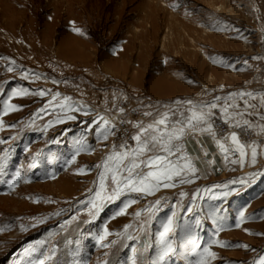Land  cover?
I'll list each match as a JSON object with an SVG mask.
<instances>
[{"label": "rangeland", "instance_id": "1", "mask_svg": "<svg viewBox=\"0 0 264 264\" xmlns=\"http://www.w3.org/2000/svg\"><path fill=\"white\" fill-rule=\"evenodd\" d=\"M263 67L264 0H0V264H197L204 248L208 264H256L264 179L243 191L253 177L196 171L109 200L99 176L122 152L109 135L121 101L177 120L219 100L224 75ZM161 89L205 96L149 109Z\"/></svg>", "mask_w": 264, "mask_h": 264}, {"label": "snow or ice", "instance_id": "2", "mask_svg": "<svg viewBox=\"0 0 264 264\" xmlns=\"http://www.w3.org/2000/svg\"><path fill=\"white\" fill-rule=\"evenodd\" d=\"M76 31H79L78 29ZM11 70V69H9ZM43 95V93H40ZM16 95V94H14ZM237 94H231L229 99ZM239 95L251 96L252 93H240ZM65 101L70 100L69 97L64 98ZM176 104L182 103L176 101ZM191 103V102H187ZM66 106L69 111L72 110V105ZM262 106H264V98H262ZM13 110H19L12 106ZM211 109H215L217 105L212 103L209 105ZM5 113L9 111V106L6 105L4 109ZM120 111H123L122 109ZM227 115V106L224 109ZM145 115H151V113H145ZM210 112H204L203 109L199 113L191 111L190 115H183L177 120H170L167 113L161 114V116L155 119L147 126L137 125L139 132L133 136L132 139L136 142L134 148L130 151L113 152L106 158L103 165L104 171L99 176L100 188L102 192H107L106 185L110 181L113 186V191L107 196L109 200L118 198L126 190L131 192H143L145 194H153L156 189L163 186L174 187L173 183L175 178H179L180 183L190 182L187 175L182 173H189L194 175L197 171L196 167L191 163L190 159L181 155L178 159H171L176 153H182L184 145L181 143L183 137L187 132L199 131L201 133L209 132L215 139V131L212 123L209 122ZM73 118V117H70ZM264 118V117H262ZM103 120V117H101ZM107 124V121H104ZM227 123L228 120H225ZM247 123V122H245ZM206 125V127H205ZM230 140L234 149L225 147L223 141ZM222 140H216V143L222 152L227 153L229 150L238 152L240 159L232 160L233 164H244V157L246 156V146L239 142V139L235 133L230 134L228 137H223ZM126 147V146H125ZM205 155L207 153L205 152ZM143 157V159H142ZM257 151L255 146H251V163H256ZM180 160L187 162L181 164ZM99 167V166H98ZM143 169H148L147 172ZM19 178V174H17ZM102 192H97V199L103 200L104 196ZM159 203V202H157ZM93 208H97L96 202L93 201ZM123 214V213H122ZM137 215H140L137 213ZM174 230V220L169 219L160 234V241L162 251L159 257L161 262H164L173 252L174 248L169 242L170 233ZM107 235V233H105ZM103 239V237H101ZM219 243V242H217ZM221 246H227L222 244ZM246 247V246H244ZM214 258L215 253L211 252L209 248H204L203 252L198 260L197 264H208V258ZM256 264H264V254H261L257 258Z\"/></svg>", "mask_w": 264, "mask_h": 264}, {"label": "crops", "instance_id": "3", "mask_svg": "<svg viewBox=\"0 0 264 264\" xmlns=\"http://www.w3.org/2000/svg\"><path fill=\"white\" fill-rule=\"evenodd\" d=\"M226 76V85L222 87L221 93L219 95V100L206 103L203 111L210 112L209 122L211 123L213 117L215 116V111H219V116L226 124L234 126L242 131L251 130L255 134V140L245 142L242 140L239 134H236L239 142L246 146V156L244 157V164L241 166L240 163L233 164L232 160H239L240 156L238 152H233L229 150L227 153L222 152L218 147L216 140H222L215 135V139L209 132L201 133L198 130L195 132H187L183 137L181 143L184 145L183 148H187L188 158L191 163L196 167L197 171L201 173V177H220L222 175L235 172L238 179H244L245 177H253V180L243 186V191L248 187L260 186L264 179V106H262V98H264V74L257 73L244 78V75L236 77V80H232L231 75ZM230 78V79H229ZM166 80V79H162ZM232 81V82H230ZM231 83V84H230ZM175 92V91H174ZM172 93L167 89H161L157 93H152L154 104H150L149 109L156 106L157 108L165 107L169 100L181 101L182 103L176 104V107L182 108L187 102L190 104H195L204 100V93H196L197 95H192V93H185V91H177V93ZM240 93H252L251 96L239 95ZM186 94H190L186 95ZM231 94H237L229 99ZM215 103L217 107L211 109L209 105ZM152 106V107H151ZM227 106V115L224 112ZM153 110V109H152ZM191 111L195 110L191 108L186 112V115H190ZM150 116V121L152 122V112ZM179 116L178 118H180ZM177 119V118H176ZM247 122V123H245ZM206 127V125H205ZM230 136V135H228ZM225 147L229 149H234L235 145L231 143L230 140L223 141ZM251 146L256 147L257 158L256 163L253 165L251 163ZM205 152L207 155H205ZM182 153H185L183 150ZM264 187V183L262 184Z\"/></svg>", "mask_w": 264, "mask_h": 264}, {"label": "built area", "instance_id": "4", "mask_svg": "<svg viewBox=\"0 0 264 264\" xmlns=\"http://www.w3.org/2000/svg\"><path fill=\"white\" fill-rule=\"evenodd\" d=\"M121 109L123 111H120ZM145 113L147 112L141 107L125 101H121L115 106L111 119L112 130L109 135L111 141L118 149L130 151L135 147L136 142L132 139L136 135L135 127L137 125L143 126L150 120V116L145 115ZM212 125L218 137H225L231 133H237L245 142L255 140V134L251 130L242 131L226 124L219 116V112L215 114Z\"/></svg>", "mask_w": 264, "mask_h": 264}]
</instances>
